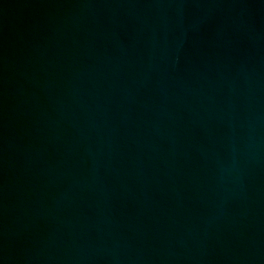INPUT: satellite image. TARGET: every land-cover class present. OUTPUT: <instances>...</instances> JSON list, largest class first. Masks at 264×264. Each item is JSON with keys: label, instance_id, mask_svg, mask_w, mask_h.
<instances>
[{"label": "water", "instance_id": "95a60500", "mask_svg": "<svg viewBox=\"0 0 264 264\" xmlns=\"http://www.w3.org/2000/svg\"><path fill=\"white\" fill-rule=\"evenodd\" d=\"M0 264H264V0H0Z\"/></svg>", "mask_w": 264, "mask_h": 264}]
</instances>
